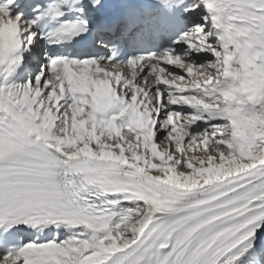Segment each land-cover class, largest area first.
Returning <instances> with one entry per match:
<instances>
[{"label": "snow or ice", "instance_id": "1", "mask_svg": "<svg viewBox=\"0 0 264 264\" xmlns=\"http://www.w3.org/2000/svg\"><path fill=\"white\" fill-rule=\"evenodd\" d=\"M0 264H264V0H0Z\"/></svg>", "mask_w": 264, "mask_h": 264}]
</instances>
